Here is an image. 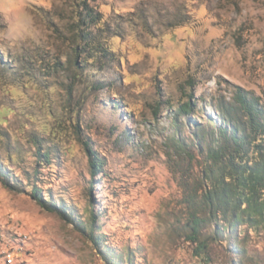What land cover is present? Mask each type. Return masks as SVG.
Returning <instances> with one entry per match:
<instances>
[{
    "label": "rangeland",
    "instance_id": "1",
    "mask_svg": "<svg viewBox=\"0 0 264 264\" xmlns=\"http://www.w3.org/2000/svg\"><path fill=\"white\" fill-rule=\"evenodd\" d=\"M236 86L264 101V0H0V264H264L262 229L185 225Z\"/></svg>",
    "mask_w": 264,
    "mask_h": 264
},
{
    "label": "trees",
    "instance_id": "2",
    "mask_svg": "<svg viewBox=\"0 0 264 264\" xmlns=\"http://www.w3.org/2000/svg\"><path fill=\"white\" fill-rule=\"evenodd\" d=\"M83 17L84 20L93 18L90 12ZM87 36L77 30L75 37L87 39ZM93 49L102 55L100 48L91 47ZM221 103L219 123L207 126V138L200 135V129L193 134L198 135L196 149L204 157L200 181L193 191L197 193L193 196L199 198L189 200L185 225L189 230L188 239L199 243L205 224L202 215L207 213V229L208 225L213 227L212 233L207 234V248L209 239H216L218 232L224 229L229 233L240 231L243 226L245 231L264 230V101L236 86L231 98ZM193 105L191 99L182 101L175 109L176 113L189 114ZM83 143L91 172L96 174L104 162L87 142ZM188 144L183 136H177L180 158H183L182 154L191 157ZM31 193L40 204L50 207L37 188ZM197 245V253L206 247L203 242Z\"/></svg>",
    "mask_w": 264,
    "mask_h": 264
}]
</instances>
